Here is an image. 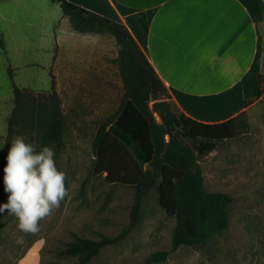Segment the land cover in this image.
<instances>
[{
	"label": "rangeland",
	"instance_id": "rangeland-1",
	"mask_svg": "<svg viewBox=\"0 0 264 264\" xmlns=\"http://www.w3.org/2000/svg\"><path fill=\"white\" fill-rule=\"evenodd\" d=\"M262 12V92L257 96L253 86L243 90L245 97L251 99L247 104L250 111L246 112L248 132L237 140L219 142L198 161L204 190L231 198L227 229L211 235L202 246H182L171 251L175 220L159 206L156 184L141 203L137 224L117 243L102 248L87 264H143L148 255L157 251L169 254L165 261L156 264H264V8ZM67 25L59 5L50 0H0V98L6 100L4 109L0 101V154L12 84L34 93L52 90L55 36H62ZM103 39L108 49L107 90L111 101L99 102L95 96L100 92L97 87L92 89L90 100L80 95L73 102L74 89H65L60 97L63 147L54 151L58 169L67 173L69 196L49 218L40 221V231L35 234L22 233L13 215L0 213V264H75L74 259L59 255L67 243L76 237H115L129 222L132 190L109 183L105 173H96L92 146L97 127L119 106L117 48L113 38ZM174 112L177 127L182 114ZM26 142L30 143L27 139ZM6 199L0 185V204Z\"/></svg>",
	"mask_w": 264,
	"mask_h": 264
},
{
	"label": "trees",
	"instance_id": "trees-1",
	"mask_svg": "<svg viewBox=\"0 0 264 264\" xmlns=\"http://www.w3.org/2000/svg\"><path fill=\"white\" fill-rule=\"evenodd\" d=\"M50 1L59 5L73 31L107 34L118 46L117 65L123 94L114 115L97 127L92 146L96 173H105L111 184L129 187L133 196L129 222L117 236L97 240L76 237L59 255L74 259L75 264H87L102 248L117 243L137 224L141 203L156 184L159 206L175 220L171 251L182 246H202L211 235L225 231L231 198L204 190L198 161L219 142L237 140L247 134L246 111L214 124L181 115L176 127L180 138L171 137L167 143L165 131L155 121L148 104L170 100V95L125 27L67 0ZM0 50L3 51L1 34ZM6 70L10 76V67ZM262 78L260 75L257 96L262 92ZM12 105L0 154L2 187L3 167L14 137H25L37 151L43 146H53L56 150L63 147V118L53 89L36 94L12 84ZM168 254V251L154 252L143 264L163 262Z\"/></svg>",
	"mask_w": 264,
	"mask_h": 264
},
{
	"label": "crops",
	"instance_id": "crops-1",
	"mask_svg": "<svg viewBox=\"0 0 264 264\" xmlns=\"http://www.w3.org/2000/svg\"><path fill=\"white\" fill-rule=\"evenodd\" d=\"M67 1L125 27L179 114L214 124L250 111L245 102L251 99L243 90L253 86L257 95L264 0ZM109 37L75 32L69 23L62 36H55L52 89L59 103L65 89L75 90L71 100L76 102L80 95L90 100L94 87L100 89L95 95L99 102L111 101L108 49L103 41ZM115 75L120 104L118 65ZM0 101L4 109L6 100ZM10 103L9 113L12 99ZM4 114L5 121L7 111Z\"/></svg>",
	"mask_w": 264,
	"mask_h": 264
},
{
	"label": "clouds",
	"instance_id": "clouds-1",
	"mask_svg": "<svg viewBox=\"0 0 264 264\" xmlns=\"http://www.w3.org/2000/svg\"><path fill=\"white\" fill-rule=\"evenodd\" d=\"M3 174L7 199L0 204V213L13 215L25 234L38 233L40 221L49 218L69 196L67 173L58 169L53 146L37 151L25 137H14Z\"/></svg>",
	"mask_w": 264,
	"mask_h": 264
},
{
	"label": "water",
	"instance_id": "water-1",
	"mask_svg": "<svg viewBox=\"0 0 264 264\" xmlns=\"http://www.w3.org/2000/svg\"><path fill=\"white\" fill-rule=\"evenodd\" d=\"M149 111L155 121L160 124L165 131V140L170 142L171 137L179 139V130L175 126L176 113L170 100H155L148 104Z\"/></svg>",
	"mask_w": 264,
	"mask_h": 264
}]
</instances>
